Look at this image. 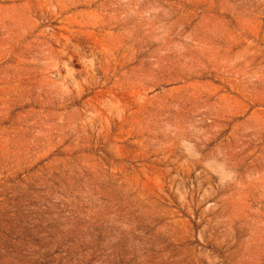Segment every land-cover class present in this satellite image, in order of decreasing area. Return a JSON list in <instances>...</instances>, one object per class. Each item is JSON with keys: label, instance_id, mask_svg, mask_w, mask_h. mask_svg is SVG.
Returning <instances> with one entry per match:
<instances>
[{"label": "rangeland", "instance_id": "1", "mask_svg": "<svg viewBox=\"0 0 264 264\" xmlns=\"http://www.w3.org/2000/svg\"><path fill=\"white\" fill-rule=\"evenodd\" d=\"M0 264H264V0H0Z\"/></svg>", "mask_w": 264, "mask_h": 264}]
</instances>
